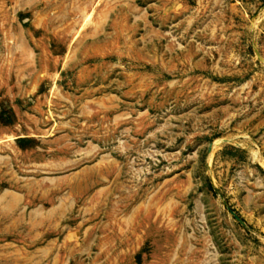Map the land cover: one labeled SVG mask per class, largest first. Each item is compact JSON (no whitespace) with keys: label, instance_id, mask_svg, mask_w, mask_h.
Here are the masks:
<instances>
[{"label":"rangeland","instance_id":"rangeland-1","mask_svg":"<svg viewBox=\"0 0 264 264\" xmlns=\"http://www.w3.org/2000/svg\"><path fill=\"white\" fill-rule=\"evenodd\" d=\"M0 264H264V0H0Z\"/></svg>","mask_w":264,"mask_h":264},{"label":"trees","instance_id":"trees-1","mask_svg":"<svg viewBox=\"0 0 264 264\" xmlns=\"http://www.w3.org/2000/svg\"><path fill=\"white\" fill-rule=\"evenodd\" d=\"M18 140H21L20 142H24V140L25 139H18ZM212 189H213V187H212ZM215 190V189H214ZM224 204L226 205V206H228L227 205V203L224 201ZM228 210L230 211V213L233 215V217L236 219V221L241 225V226H243V227H245L246 226V222L234 211V210H232L230 207H228Z\"/></svg>","mask_w":264,"mask_h":264}]
</instances>
